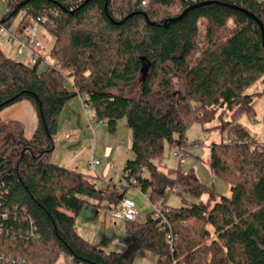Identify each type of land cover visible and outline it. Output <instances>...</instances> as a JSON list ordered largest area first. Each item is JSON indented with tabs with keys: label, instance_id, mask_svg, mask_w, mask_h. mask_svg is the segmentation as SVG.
<instances>
[{
	"label": "trees",
	"instance_id": "trees-1",
	"mask_svg": "<svg viewBox=\"0 0 264 264\" xmlns=\"http://www.w3.org/2000/svg\"><path fill=\"white\" fill-rule=\"evenodd\" d=\"M4 1L0 29L27 34L38 23L54 37L51 57L67 74L40 72L43 58L28 66L0 49V114L26 101L38 120L27 138L23 123L0 116V264H134L141 251L158 264H264V144L239 122L256 117L247 92L259 81L263 91L255 96L264 98L263 38L254 19L231 8L264 27L260 0H32L14 14L26 0ZM205 2L213 3L182 17ZM138 81L139 96H128ZM78 96H87L112 132L122 120L131 130L133 159L123 173L164 211L173 250L152 211L143 224L126 222L132 242L123 252L107 253L76 231L86 205L113 211L127 193L52 162L60 116ZM196 124L222 135L210 148V166L230 196L192 173L171 178L158 167L166 146L188 154L185 137ZM172 194L197 202L172 208Z\"/></svg>",
	"mask_w": 264,
	"mask_h": 264
},
{
	"label": "rangeland",
	"instance_id": "rangeland-1",
	"mask_svg": "<svg viewBox=\"0 0 264 264\" xmlns=\"http://www.w3.org/2000/svg\"><path fill=\"white\" fill-rule=\"evenodd\" d=\"M6 10L5 1L0 0V17L5 14ZM39 28L36 33L37 41L44 49L43 55L46 61L41 63L39 71L45 72L53 67L67 74L62 65L51 57L54 37L44 28ZM0 49L8 58L24 62V59L17 56L16 49L8 44L5 35L0 36ZM66 85L70 87L67 82ZM140 88V82L138 81L135 87L129 89L126 94L130 97H137L139 96ZM262 91L263 85L259 81L247 92L249 95L254 96L256 100V117L254 121L248 120L246 116L239 119V122L259 145L264 144V98H256L255 95ZM26 105L31 107L26 101L18 102L6 108L0 116L5 118L10 113L21 110L23 106L27 107ZM90 109L93 112V109ZM224 120L227 122L232 121L231 113H226ZM26 122L30 137L31 131L35 128L33 125L34 120L28 119ZM218 123V121H215L208 127L214 128ZM224 137L225 139L227 138L226 135ZM221 141L222 135L219 131L205 132L200 125L196 124L188 130L185 137V144L188 145V154L183 159L175 157L174 154L178 151L170 150L166 146L163 158L157 163L158 167L160 171L171 178H176L179 174L192 173L203 185L213 188L220 196H230V185L214 176L210 166V148ZM54 143L53 163L64 165L66 168L78 172L91 173L95 177L98 175L103 178L106 174L111 182L104 180L99 184V187H106L111 184L118 191H121L116 185L122 178L124 162L133 158L131 152L132 132L126 126L124 120L118 122L115 131L112 132L106 123L98 121L95 113L90 117L86 115L84 105L80 96H78L70 100L65 106L60 116L59 129L54 137ZM92 159L100 162L95 172L88 167ZM128 195L137 205L141 218L139 220H146L152 208L149 200L142 193L133 189L128 190ZM207 199L204 196L202 201L205 202ZM194 202H197V200L187 194L183 196L172 194L167 200L168 206L172 208H178L186 203L191 204ZM112 213V211L96 208L88 204L78 216L75 229L86 242L92 245L100 244L107 253L123 252L131 244L132 239L126 231L125 221L114 219ZM139 220L136 223L141 224ZM209 230L213 232L211 228Z\"/></svg>",
	"mask_w": 264,
	"mask_h": 264
},
{
	"label": "built area",
	"instance_id": "built-area-1",
	"mask_svg": "<svg viewBox=\"0 0 264 264\" xmlns=\"http://www.w3.org/2000/svg\"><path fill=\"white\" fill-rule=\"evenodd\" d=\"M194 3L197 0H192ZM264 7V0H260ZM148 3V0L143 2V6ZM45 21V20H44ZM41 27L38 23H34L33 28L27 34H20L17 31L16 27H13L10 31H6L5 29H0V34L5 35L7 37V42L10 46L16 49L17 56L24 59V62L28 66L36 65L41 58H43V62L45 61L43 55V48L37 41L36 31ZM49 65V63H47ZM87 96L81 97V102L84 105L86 115L88 117L92 116L94 112L90 109L88 104H86ZM175 157H179L183 159L184 155L179 152L174 154ZM100 165V162L96 159H92L89 163L88 167L91 171H96L97 167ZM122 192L128 191L130 189L136 190L141 193L139 185L136 180L130 179L129 173H123L122 178L118 185H116ZM146 197V196H145ZM147 198V197H146ZM112 217L116 220H123L125 222H137L140 218L139 210L134 200L125 196L123 200L119 203L115 210L112 211ZM153 219L158 222V228L161 232L165 233L166 242L171 247V250L174 249L175 236L172 232L171 224L166 217L164 211L161 208L153 207ZM72 260L69 258L67 260V264H71ZM171 264H179L176 260H173Z\"/></svg>",
	"mask_w": 264,
	"mask_h": 264
},
{
	"label": "crops",
	"instance_id": "crops-1",
	"mask_svg": "<svg viewBox=\"0 0 264 264\" xmlns=\"http://www.w3.org/2000/svg\"><path fill=\"white\" fill-rule=\"evenodd\" d=\"M40 29V28H39ZM37 31H38V29H37ZM37 31H36V33H37ZM43 51H44V49H43ZM23 102H25V101H23ZM30 104V103H29ZM27 106V105H26ZM30 106H31V104H30ZM2 118V117H1ZM15 118H17V119H15ZM13 119H15V121H20L21 123H23V125L25 126V136L27 137V138H31V136L33 135V133H34V131H35V129H36V127H37V124H38V120H37V115H36V112L34 111V109H33V107L31 106V107H29V106H27V107H22L21 108V110H19V111H16V112H13V113H10L9 115H7L5 118H2V121H4V122H8V121H13ZM28 119H32V120H34V123H33V125L35 126V128L31 131V136L29 137V133H28V131H29V129H28V125H27V122L26 121H28ZM133 159V158H132ZM130 160V159H129ZM128 161V160H127ZM126 161V162H127ZM126 162H124V167H125V164H126ZM63 167H65L64 165H63ZM124 167H123V170H124ZM72 170V169H71ZM81 173H84V174H86V175H91L92 176V174L91 173H87V172H81ZM94 176V175H93ZM98 176V175H97ZM98 177H100V176H98ZM105 177V178H104ZM102 179H104L105 181H108V182H111V180H109V178H108V175H106L105 174V176H104ZM101 178V177H100ZM126 196H128L129 198H130V196L128 195V191H127V193H126ZM145 197V196H144ZM132 199V198H131ZM147 199V198H146ZM133 200V199H132ZM151 207H152V205H151ZM151 211H152V208H151ZM150 211V212H151ZM139 219H141V218H139ZM121 221H123V220H121ZM145 221L146 220H144V221H141V220H139V222L141 223V224H143V223H145ZM126 223V222H125ZM116 252V251H115ZM134 264H158V258H157V256L156 255H154V254H152V253H150V252H146V251H141V252H139L138 254H137V256H136V258H135V261H134Z\"/></svg>",
	"mask_w": 264,
	"mask_h": 264
},
{
	"label": "water",
	"instance_id": "water-1",
	"mask_svg": "<svg viewBox=\"0 0 264 264\" xmlns=\"http://www.w3.org/2000/svg\"><path fill=\"white\" fill-rule=\"evenodd\" d=\"M31 1H32V0H26L25 2H23V3L19 4V5H17V6L15 7L14 11L12 12V14L16 13L19 9L25 7V6H26L27 4H29ZM212 3H213V2H205V3H201V4H199V5L193 6V7L189 8V9H187V10L183 13L182 17H183L185 14H187L188 12H190V11H192V10H194V9L201 8V7H204V6H207V5H211ZM231 8H232V9H236V10H238V11H240V12L246 14L249 18L254 19V20L258 23V25L260 26V29H261V31H262L263 46H264V27H263L262 23L260 22V20L257 19L253 14H251L250 12H248V11H246V10H244V9H240V8H237V7H231ZM145 17H146V16H145ZM146 19H147V18H146ZM176 20H177V19H176ZM176 20H174V21H176ZM169 22H170V21H164L163 25H164L165 27H167V25H168ZM1 25H2V22L0 23V26H1ZM154 25H156V24H154ZM157 25H158V24H157ZM17 98H18V97H16V99H17ZM14 100H15V99H12L11 102L14 101Z\"/></svg>",
	"mask_w": 264,
	"mask_h": 264
}]
</instances>
